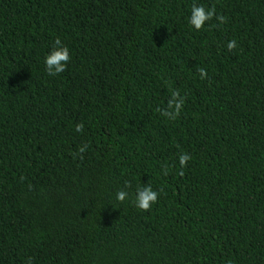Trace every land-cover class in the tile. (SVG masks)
I'll return each instance as SVG.
<instances>
[{"label":"trees","instance_id":"obj_1","mask_svg":"<svg viewBox=\"0 0 264 264\" xmlns=\"http://www.w3.org/2000/svg\"><path fill=\"white\" fill-rule=\"evenodd\" d=\"M193 4L227 23L194 29ZM30 258L264 264V0H0V264Z\"/></svg>","mask_w":264,"mask_h":264},{"label":"clouds","instance_id":"obj_2","mask_svg":"<svg viewBox=\"0 0 264 264\" xmlns=\"http://www.w3.org/2000/svg\"><path fill=\"white\" fill-rule=\"evenodd\" d=\"M215 17V19L219 22V25H223L227 23L228 18L221 15H216V9L213 6L210 10H207L202 5L193 4L191 7V15L189 17V24L196 30H201L206 22L212 20ZM228 51H233L237 48V42L235 39L230 40L227 45ZM71 60L70 50L67 46H64L62 44V41L57 38L55 40L54 46L52 48V51L46 55L45 57V66L46 71L49 76H56L60 73H63L66 71L67 65L69 61ZM198 73L200 74L201 79L207 78V71L206 69L202 67L197 68ZM184 97L181 96L180 92L178 90L171 91L170 98L167 100V106L166 108H157L156 111L159 112L162 116L165 118L175 121L181 114V111L184 106ZM75 130L77 132H83L84 130V124L78 123L76 125ZM87 151V145L81 146L77 152L73 153V158L75 159L77 156L81 160H83V153ZM192 159L191 155L187 152H184L179 155V164L181 168H184L187 166L188 162ZM164 175L168 174V167L165 165L163 168ZM183 175V172L180 173ZM24 179L23 177L21 178ZM125 187H131V184L129 181H125ZM160 191H163L161 189ZM129 196V193L123 189L119 190L116 193V199L119 202H124ZM159 198V192L154 190L151 186V183L148 182L143 187H137L136 193H135V206L141 210V211H149L151 209V206L155 204L158 201ZM29 264H31V258L29 259Z\"/></svg>","mask_w":264,"mask_h":264}]
</instances>
